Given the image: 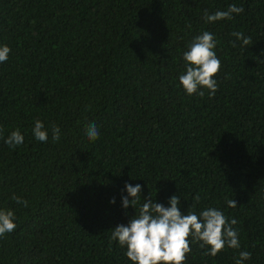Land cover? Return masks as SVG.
<instances>
[{
	"label": "trees",
	"instance_id": "16d2710c",
	"mask_svg": "<svg viewBox=\"0 0 264 264\" xmlns=\"http://www.w3.org/2000/svg\"><path fill=\"white\" fill-rule=\"evenodd\" d=\"M230 4L243 13L205 22V10ZM204 31L222 63L213 97L179 81ZM4 44L0 209L17 227L0 238V264H133L113 229L144 198L168 207L174 194L184 214L211 207L236 219L241 245L213 257L193 241L185 264H235L240 251L264 264V0H0ZM37 119L47 142L33 135ZM16 129L24 143L10 148ZM126 183L142 186L136 208L123 207Z\"/></svg>",
	"mask_w": 264,
	"mask_h": 264
},
{
	"label": "clouds",
	"instance_id": "9594fccd",
	"mask_svg": "<svg viewBox=\"0 0 264 264\" xmlns=\"http://www.w3.org/2000/svg\"><path fill=\"white\" fill-rule=\"evenodd\" d=\"M243 11V7L230 4L227 10H217L213 14L205 10L204 20L206 23L231 20L234 18L233 13L239 14ZM232 35L242 40L245 46L251 43V38L245 37L242 32H233ZM233 44L235 45V42ZM216 45L214 34L204 31L194 38L189 49L183 53L186 72L180 75L179 81L188 95L198 94L204 97L205 93L200 89L206 88L209 90L208 96L213 97L218 90L214 77L218 75L222 63L214 51ZM10 51L7 44L0 45V63L8 60ZM32 132L37 141L47 142L48 131L43 121L37 119ZM2 135L3 129L0 128V136ZM86 135L90 141L99 138L98 126L94 122L87 126ZM59 139L60 128L53 125L52 140ZM4 142L10 148H15L24 143V135L19 129L13 130ZM125 187L128 196L122 197L123 207L127 208L131 204L136 208L140 201L142 186L126 183ZM150 197L144 198L138 215L135 214L127 225L116 226L110 237L111 240L118 241L120 247L126 246L125 255L133 264H185L187 255L192 251L193 241L198 242L199 247L204 249V255L213 257L226 247L240 249L239 233L233 227L237 220L234 218L229 220L221 210L210 207L199 214L195 211H187L184 214L180 211L178 195L174 194L169 198L168 207ZM12 199L27 207L28 202L21 197L13 195ZM194 200L199 203L200 196L197 194ZM110 202L115 203V199ZM227 204L231 208L237 207L234 199H229ZM15 218L12 209H0V238L16 229ZM251 255L249 251H240L235 264H244V261L251 259Z\"/></svg>",
	"mask_w": 264,
	"mask_h": 264
}]
</instances>
